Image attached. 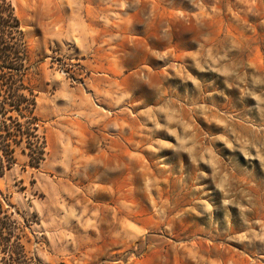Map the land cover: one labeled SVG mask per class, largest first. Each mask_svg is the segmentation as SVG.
<instances>
[{"label":"rangeland","instance_id":"1","mask_svg":"<svg viewBox=\"0 0 264 264\" xmlns=\"http://www.w3.org/2000/svg\"><path fill=\"white\" fill-rule=\"evenodd\" d=\"M6 1L44 144L0 176L16 250L264 264V0Z\"/></svg>","mask_w":264,"mask_h":264},{"label":"trees","instance_id":"2","mask_svg":"<svg viewBox=\"0 0 264 264\" xmlns=\"http://www.w3.org/2000/svg\"><path fill=\"white\" fill-rule=\"evenodd\" d=\"M27 63L28 47L20 20L11 3L0 0V176L13 165L20 143L25 142L30 157L43 153L44 144L37 134V93L30 84ZM13 226L0 218V242L10 252L7 264H40L37 258L28 260L22 250H16L21 236L14 234ZM12 245L16 247L10 249Z\"/></svg>","mask_w":264,"mask_h":264}]
</instances>
